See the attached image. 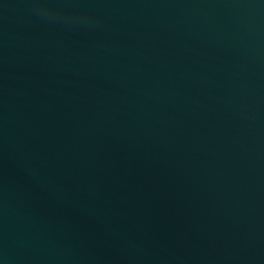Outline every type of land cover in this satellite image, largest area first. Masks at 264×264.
<instances>
[{
	"label": "water",
	"instance_id": "1",
	"mask_svg": "<svg viewBox=\"0 0 264 264\" xmlns=\"http://www.w3.org/2000/svg\"><path fill=\"white\" fill-rule=\"evenodd\" d=\"M0 264H264V0H0Z\"/></svg>",
	"mask_w": 264,
	"mask_h": 264
}]
</instances>
